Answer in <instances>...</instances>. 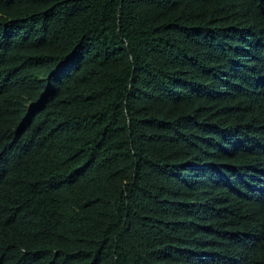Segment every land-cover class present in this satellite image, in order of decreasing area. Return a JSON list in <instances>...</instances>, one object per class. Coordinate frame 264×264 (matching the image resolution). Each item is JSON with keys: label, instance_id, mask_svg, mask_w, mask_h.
<instances>
[{"label": "trees", "instance_id": "trees-1", "mask_svg": "<svg viewBox=\"0 0 264 264\" xmlns=\"http://www.w3.org/2000/svg\"><path fill=\"white\" fill-rule=\"evenodd\" d=\"M0 264H264V0H0Z\"/></svg>", "mask_w": 264, "mask_h": 264}]
</instances>
